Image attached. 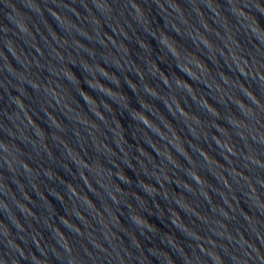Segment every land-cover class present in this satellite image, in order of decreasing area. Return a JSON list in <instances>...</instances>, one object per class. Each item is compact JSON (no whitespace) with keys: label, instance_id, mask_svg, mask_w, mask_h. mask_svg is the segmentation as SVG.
I'll use <instances>...</instances> for the list:
<instances>
[{"label":"water","instance_id":"95a60500","mask_svg":"<svg viewBox=\"0 0 264 264\" xmlns=\"http://www.w3.org/2000/svg\"><path fill=\"white\" fill-rule=\"evenodd\" d=\"M0 264H264V0H0Z\"/></svg>","mask_w":264,"mask_h":264}]
</instances>
